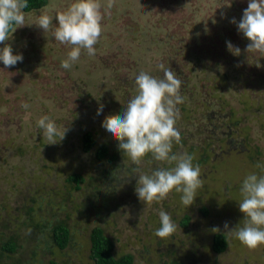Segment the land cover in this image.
I'll list each match as a JSON object with an SVG mask.
<instances>
[{
  "label": "rangeland",
  "instance_id": "rangeland-1",
  "mask_svg": "<svg viewBox=\"0 0 264 264\" xmlns=\"http://www.w3.org/2000/svg\"><path fill=\"white\" fill-rule=\"evenodd\" d=\"M74 2L48 0L53 25L55 14ZM248 2L115 0L102 22L96 54L82 51L67 70L61 62L70 46L35 25L41 9L25 12V26L10 33L7 42L23 62L10 68L0 62V239L16 232L12 238L20 246L13 258L0 249V264H93L89 235L95 226L113 241L115 258L130 254L134 264H264V245L250 250L224 230L226 222L242 226L240 186L249 173L262 174L256 165L264 163V55L247 54L249 41L231 22L241 20ZM229 41L241 49L240 56L229 52ZM160 63L182 81L186 98L178 105L181 144L173 151L192 155L201 169L203 187L190 208L175 191L164 201L143 204L135 193L136 166L127 156L117 166L100 168L81 149L86 132L100 143L110 136L102 127L105 117L122 113L136 95L141 71L163 78ZM23 103L30 107L23 109ZM45 115L61 133L67 129L53 145L37 126ZM150 160L141 165L145 173L168 167ZM72 174L86 180L79 190L66 180ZM30 206L35 212L29 227L67 222L66 249L59 250L38 229L22 226ZM161 210L178 225L167 239L154 234ZM216 227L220 232L212 231ZM216 234L226 237L222 254L212 249Z\"/></svg>",
  "mask_w": 264,
  "mask_h": 264
},
{
  "label": "clouds",
  "instance_id": "clouds-1",
  "mask_svg": "<svg viewBox=\"0 0 264 264\" xmlns=\"http://www.w3.org/2000/svg\"><path fill=\"white\" fill-rule=\"evenodd\" d=\"M115 0H75L65 10L55 14L56 24L48 7L41 9L35 25L44 33L51 31L54 39L60 44L70 46L71 50L61 62L63 69H70L76 64L86 51L89 56L96 54L95 45L103 33V20L114 7ZM28 0H0V62L5 68L23 62V55L13 54L10 33L26 24ZM249 41L246 46L247 54L259 53L264 55V0H249L247 8L239 22L231 21ZM227 48L235 56L241 55V49L230 41ZM163 72V78L141 71L135 77L136 95L124 106L121 114H110L105 117L102 127L111 138L118 141V149L136 166L138 178L135 193L145 205L151 206L166 200L175 191L181 193V203L190 208L197 192L203 187L201 169L193 164L194 157L187 152H174V145L181 144V134L177 128L180 118L178 105L185 102L181 94L182 81L164 63L158 65ZM21 107L27 110L30 105L23 103ZM103 105L97 110L102 114ZM38 128L43 130V137L49 141L48 145L56 144L57 136L64 139L67 129L61 133L55 121L45 115L38 119ZM147 157L158 165L151 174L141 170V165ZM256 167L262 174L249 173L240 186L241 200L239 211L244 215L242 226L235 228L224 224L225 234L239 240L250 250H256L264 245V163H257ZM160 227L155 235L161 239L171 237L178 225L169 213L159 212ZM214 233L220 232L218 227Z\"/></svg>",
  "mask_w": 264,
  "mask_h": 264
},
{
  "label": "trees",
  "instance_id": "trees-1",
  "mask_svg": "<svg viewBox=\"0 0 264 264\" xmlns=\"http://www.w3.org/2000/svg\"><path fill=\"white\" fill-rule=\"evenodd\" d=\"M48 0H28V8L24 9L25 12H32L40 10L47 6ZM106 140V142H105ZM102 140L101 143L96 139L95 134L92 132H86L82 136V152L85 154H90L95 162L105 167H114L117 166V162L126 158L124 154L111 143L114 142L111 136H108ZM151 157H147L149 159ZM105 169L100 170V173H97L99 179H103L105 176ZM68 184L74 186L75 190H79L81 184H85L86 180L83 176L78 174L69 175L66 178ZM91 183L95 180L90 179ZM93 190L96 187H91ZM70 193H67L69 196ZM35 203V200H33ZM204 211V210H203ZM33 207H28L25 215L27 216V222L23 223L22 226L27 227V229L35 228L38 229L40 233L47 234L50 238L51 243L57 247L59 250H64L70 244L71 241V229H69L68 224L65 220H60L54 222L52 225L35 223L32 226H27L28 222L34 221L31 217L34 213ZM205 212V211H204ZM189 218L182 219V224L186 226L188 224ZM7 227V226H5ZM17 233L14 232V235ZM13 235V236H14ZM12 236V237H13ZM0 239V249L2 253H6V257L13 258L17 256L20 249L19 244L15 241V238ZM90 242V259L93 264H134L133 257L130 254L122 255L119 258L113 256L114 243L111 239L105 236L104 231L100 227H93L89 235ZM227 248L226 237L222 234H216L213 239L212 249L217 254H222ZM2 254L0 255V259ZM172 264H184L181 262H174Z\"/></svg>",
  "mask_w": 264,
  "mask_h": 264
}]
</instances>
